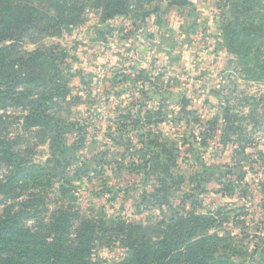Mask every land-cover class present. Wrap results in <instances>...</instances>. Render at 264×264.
<instances>
[{"label":"rangeland","instance_id":"rangeland-1","mask_svg":"<svg viewBox=\"0 0 264 264\" xmlns=\"http://www.w3.org/2000/svg\"><path fill=\"white\" fill-rule=\"evenodd\" d=\"M118 1L24 0L55 19L0 44V264L60 215L89 264H264V0Z\"/></svg>","mask_w":264,"mask_h":264},{"label":"trees","instance_id":"trees-1","mask_svg":"<svg viewBox=\"0 0 264 264\" xmlns=\"http://www.w3.org/2000/svg\"><path fill=\"white\" fill-rule=\"evenodd\" d=\"M113 2V6L121 5V2L118 0H113ZM29 9L31 11H36V9L34 10L30 7ZM111 15H118V12L111 13ZM48 19L54 20L55 17L50 13L49 16L48 14L43 16L38 12L31 13L27 11L24 9V0H0V44L4 42H16L24 29V24H26V26L31 24L33 26L35 21L45 22L48 21ZM56 22H60V26L68 25L64 20L60 21V19H57ZM39 30L41 32L46 31L44 29ZM11 49H14V46L0 47V55L10 52ZM35 55L38 57L41 56L39 53H35ZM29 56V61H32L31 54H29ZM3 58H6V56ZM17 62L24 63L25 61L23 58H18ZM61 216L62 215L52 219V227L54 231H58L54 242L47 243L46 239L42 238L40 241V245L42 246L41 253H32L33 257L31 260L35 264H49V260L54 262L52 264H59L61 260L70 257L77 261L78 264H89L87 261H84V258H87L89 255V249L87 247L89 238L82 243H78L77 246L74 247L63 243V235L66 228L65 230L63 228L62 231H59L61 226L58 224L66 222L61 220L62 218L60 219ZM7 229L8 231L11 229L8 223L6 221H0V230L5 232ZM135 229L138 230V227ZM129 230H131V228ZM25 236L29 237L30 233L25 231ZM180 239H182V237L178 235V232H175L170 238L163 239L162 243L158 244V247L150 240L144 241L141 239L140 241H133L129 244L130 255L126 264H185L182 260L183 254L180 249L174 250L173 244L179 242ZM3 263L7 264L5 261Z\"/></svg>","mask_w":264,"mask_h":264}]
</instances>
